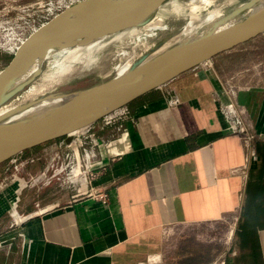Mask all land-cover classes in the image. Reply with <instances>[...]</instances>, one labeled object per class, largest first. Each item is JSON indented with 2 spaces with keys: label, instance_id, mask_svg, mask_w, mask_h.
I'll list each match as a JSON object with an SVG mask.
<instances>
[{
  "label": "crops",
  "instance_id": "obj_1",
  "mask_svg": "<svg viewBox=\"0 0 264 264\" xmlns=\"http://www.w3.org/2000/svg\"><path fill=\"white\" fill-rule=\"evenodd\" d=\"M209 67L145 93L122 125L99 131L91 184L62 199L54 187L51 203L25 209L10 231L21 250L0 264H264V84L230 85L245 141L227 129Z\"/></svg>",
  "mask_w": 264,
  "mask_h": 264
},
{
  "label": "water",
  "instance_id": "obj_2",
  "mask_svg": "<svg viewBox=\"0 0 264 264\" xmlns=\"http://www.w3.org/2000/svg\"><path fill=\"white\" fill-rule=\"evenodd\" d=\"M94 1L73 3L21 40L16 50L13 49L11 58L0 69V106L30 83L19 88L15 86L19 75L49 48L84 45L140 27L167 0H124L101 9H92L89 5ZM255 2H249L233 13L229 18L234 23L223 29L183 43L170 44L150 58L147 53L141 55L125 74H116L69 93L57 91L54 94L69 95L70 98L47 112L0 125V163L58 138L71 145L77 131L102 116L264 33V8L252 13L247 11ZM75 13H80V17L69 20L77 16ZM14 111L11 109L5 116Z\"/></svg>",
  "mask_w": 264,
  "mask_h": 264
},
{
  "label": "rangeland",
  "instance_id": "obj_3",
  "mask_svg": "<svg viewBox=\"0 0 264 264\" xmlns=\"http://www.w3.org/2000/svg\"><path fill=\"white\" fill-rule=\"evenodd\" d=\"M70 1L0 0V69L13 55L12 48L15 45L27 37L34 28L43 22L49 21L54 15L61 12ZM75 1L77 2V0ZM251 1L253 0H214L209 5H204L199 0H167L150 18L160 19V26L153 27L150 30H145L140 26L108 37L105 42L107 41L106 43L107 45L109 43V45L99 50V53L98 51L92 53V63L90 62L88 66L65 77L54 88L69 93L115 76L116 65L135 54L134 61L139 59L142 53L159 50L162 44L176 33H179L187 22L193 18L194 23L198 24L199 28V26L206 23L210 14L214 13L221 16L229 14V17H231L233 13ZM242 15L243 13L240 16ZM232 21L234 20L232 19ZM47 64L48 61L46 60L43 68ZM213 64L217 66L221 76L222 95L227 100L230 98L236 107L231 92L233 88L231 89L230 86L233 85V78H236L235 81L240 85L264 84V33L218 54L210 61L204 62V66H207V68L212 67ZM33 82L34 80L11 95L0 108L20 104L28 87ZM125 106L130 109L131 104ZM106 115L80 129L75 135L80 133L81 130H86V128L87 130L91 129L89 132L99 135L98 132L101 131ZM114 127L115 124H112L105 129ZM86 141V139H83L81 143ZM90 143L91 141H88L87 144ZM61 145H65L64 139L58 138L27 149L0 163V212L3 213L0 216V260H3L4 255L7 253H11V256H13L19 252L18 248L21 250V245H10L12 241L17 244L19 242L14 239V234L10 232L11 229L24 223L20 220L18 225L11 227L14 211L25 214L23 213L24 210L34 204V207L38 208L41 205L37 200L42 198L45 206L48 205V202L51 203L53 188L57 186H60L62 190L65 189L58 194L59 199L69 193L70 189L67 185H60L57 178L54 177L48 180L52 175L50 165L52 161H55L53 159L61 155L64 150ZM31 159H34V161H30ZM38 159H40V163L37 165L36 161ZM22 161L28 162L21 166ZM36 168L37 171H34ZM37 203L39 204L38 207L36 206Z\"/></svg>",
  "mask_w": 264,
  "mask_h": 264
},
{
  "label": "bare ground",
  "instance_id": "obj_4",
  "mask_svg": "<svg viewBox=\"0 0 264 264\" xmlns=\"http://www.w3.org/2000/svg\"><path fill=\"white\" fill-rule=\"evenodd\" d=\"M120 1L124 0H95L89 5V7L92 9H101L103 7L113 5ZM213 1L214 0H199V2L203 3L204 5H209ZM263 8L264 0H258L253 5H251L247 11L249 13H252L259 11ZM74 15L77 16H73V18H70L69 20H74L76 19V17H80L78 16L80 15V13H75ZM228 19L229 14L221 16L212 13L209 15L208 19L206 20V23L202 26H199L198 28V24L194 23L193 18L191 21L187 22V24L179 33H176L172 38L167 40L159 50L147 53V56L148 58L152 57L158 51L164 49L170 44L190 41L202 37L208 33H213L215 31L223 29L234 23L232 19H230L229 21ZM160 24V19L152 18L148 20L145 24H143L142 28L145 30H150L153 27L160 26ZM106 42L104 38H100L92 40L84 45H77L75 47H51L43 55L37 57V59L19 75L15 86L16 88H19L20 86L33 80L34 82L28 87L20 104H12L0 108V125H7L8 123L23 119L28 115L47 112L55 106L67 101L70 96L54 94L58 91V88L54 87L58 83H60L65 77H68L76 71H79L80 69H83L84 67L88 66L93 60L92 53H95V51H98L99 53V50L103 49L107 45ZM20 43L21 41L12 49L16 50L17 46ZM141 55H144V53H142ZM134 56L136 57V54L130 56L124 62H121L120 64L116 65V74H125L132 66V63L135 59ZM46 60L48 61V64L46 65V67L43 68V64ZM11 109H14L15 111L9 116H5ZM76 170H81L79 157Z\"/></svg>",
  "mask_w": 264,
  "mask_h": 264
},
{
  "label": "built area",
  "instance_id": "obj_5",
  "mask_svg": "<svg viewBox=\"0 0 264 264\" xmlns=\"http://www.w3.org/2000/svg\"><path fill=\"white\" fill-rule=\"evenodd\" d=\"M78 1L79 0H77V2ZM73 3H76V1L71 0L64 6V9L72 5ZM44 23L46 22L41 23L38 27H40ZM38 27L34 28L31 32L36 30ZM178 100L179 99H175L171 102L175 103L178 102ZM219 103L221 115L227 122V129L231 132H235L241 135L246 141L249 137L238 109L235 107L231 100H227L226 98H220ZM131 116V110L126 106H122L104 117V122L101 126V130H104L107 126H110L112 124L122 125V122L127 118H130ZM90 130L91 129H88L87 132H89ZM85 139L87 140L86 142L80 143L78 145H75L73 143L71 145H67L65 142L64 146L61 145L62 148L64 147V150L61 155H58L56 159H53L55 161H52L50 165V168L52 169V175L48 178V180H51L50 178L55 177L57 178V180H59L60 185L66 184L68 188H77L78 190H80L83 185L87 186L91 184L92 178L96 175L94 172L97 168L96 166L100 165L101 163L99 159L100 136L96 135V133L89 132L85 136ZM88 141H91V143L87 144ZM77 156L79 157L81 165V170L79 171L76 170L78 163ZM30 161H34V159H31ZM26 162L28 161H22L20 163L21 166L26 164ZM48 169L49 167L47 168V170ZM36 206L38 207L39 204L37 203ZM29 217L30 215L19 214L18 212H16L15 214H13V222L11 223V227L18 225V221L20 220L21 222H25Z\"/></svg>",
  "mask_w": 264,
  "mask_h": 264
}]
</instances>
